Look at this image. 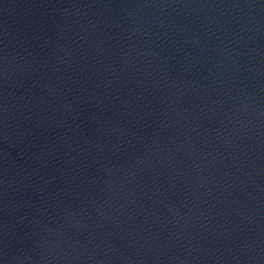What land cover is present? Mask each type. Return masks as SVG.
<instances>
[{
    "label": "water",
    "instance_id": "95a60500",
    "mask_svg": "<svg viewBox=\"0 0 264 264\" xmlns=\"http://www.w3.org/2000/svg\"><path fill=\"white\" fill-rule=\"evenodd\" d=\"M0 264H264V0H0Z\"/></svg>",
    "mask_w": 264,
    "mask_h": 264
}]
</instances>
